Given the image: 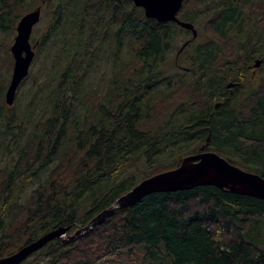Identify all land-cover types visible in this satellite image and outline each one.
I'll return each mask as SVG.
<instances>
[{
    "label": "trees",
    "instance_id": "1",
    "mask_svg": "<svg viewBox=\"0 0 264 264\" xmlns=\"http://www.w3.org/2000/svg\"><path fill=\"white\" fill-rule=\"evenodd\" d=\"M37 6L42 67L8 107L7 41ZM177 18L195 39L129 0H0V259L58 227L72 234L201 151L264 178V0H184ZM180 34L190 36L177 58L186 67L167 75ZM263 225V200L212 186L152 193L21 264H264Z\"/></svg>",
    "mask_w": 264,
    "mask_h": 264
},
{
    "label": "water",
    "instance_id": "2",
    "mask_svg": "<svg viewBox=\"0 0 264 264\" xmlns=\"http://www.w3.org/2000/svg\"><path fill=\"white\" fill-rule=\"evenodd\" d=\"M129 1L135 7L141 8L145 17L160 23L174 22L179 27L190 31L192 39L197 37V32L192 24L177 18V13L184 0ZM40 16L41 6H37L21 16L15 27L16 36L9 48L13 60L12 74L4 94V101L8 107L14 103L19 85L28 75L35 49V46L30 43V35L34 25L39 22ZM260 65L261 60L257 59L254 61L253 67L256 69ZM236 85L229 83L226 87L233 88ZM208 141L209 137H207ZM200 186H212L233 194L264 201V178L255 173L241 170L215 152L201 151L183 158L180 165L175 169L141 180L128 192L118 197L108 208L99 212L85 226L78 228L72 234L68 233L69 227H58L24 245L15 253L1 258L0 264H21L54 239H59L62 244L75 242L80 237L90 233L95 226L104 223L115 211L131 207L149 194L184 191Z\"/></svg>",
    "mask_w": 264,
    "mask_h": 264
},
{
    "label": "rangeland",
    "instance_id": "3",
    "mask_svg": "<svg viewBox=\"0 0 264 264\" xmlns=\"http://www.w3.org/2000/svg\"><path fill=\"white\" fill-rule=\"evenodd\" d=\"M33 10V9H32ZM31 11V10H30ZM29 12V11H28ZM27 12H25L24 14H26ZM24 14H22L21 16H23ZM20 16V17H21ZM19 17V19H20ZM18 19V20H19ZM46 21H47V17L44 15V12L42 10V7H41V16H40V20L39 22L34 25V27L32 28V32H31V35H30V43L32 46H36L35 43H33L32 41V38L35 37L36 39L39 37V33H44L45 32V24H46ZM18 22V21H17ZM17 23L15 24V27H16ZM198 29L200 28L201 26V22L197 25ZM15 27H14V33L11 35V37L8 39L7 41V49L9 50L10 46L12 45L13 43V39L14 37L16 36V31H15ZM190 39V36L189 35H183V34H180L176 39L175 41L173 42V47L172 49L167 53V56H166V61L165 63L162 65V68L163 70L166 72L167 75H172L173 73H176V72H180L181 70H183V68L186 67V62L184 60H182V57L180 59H177L178 58V55L180 56L181 55V52H178L179 51V48L181 47V45L184 43V41ZM50 55L49 57L46 59V71L43 73V76H47V71L48 69L50 68V66L52 65V63L54 62V50L52 51V49H50ZM10 53V51H9ZM180 53V54H179ZM11 56V54H10ZM34 56H35V52H34ZM182 56V55H181ZM12 59V57H11ZM34 59V57H33ZM44 60L42 58V56H39V58L37 59V61L35 63H33V60L31 62V65H30V68L32 67V69L34 70V72H36L39 68L42 67V63L41 61ZM33 64V65H32ZM254 64V63H253ZM252 64V66H253ZM252 66L249 67V70H248V74L247 75H255L258 71L254 70L255 68H252ZM12 67H13V60H12ZM12 67H11V70L9 71V74H8V80H7V83L6 85L8 86V83L10 81V77H11V74H12ZM29 68V70H30ZM51 71V69H50ZM50 71L48 72V75L50 74ZM29 74V72H28ZM28 76V75H27ZM6 86V88H7ZM30 87V80L26 81L25 84L23 86H21L20 88H18L17 92L18 93L20 90H25L27 91ZM6 90V89H5ZM35 91V89L32 90V92ZM4 94H5V91H4ZM17 95V94H16ZM27 98H30V95H28ZM25 103L24 100H22V103ZM3 127H4V123L3 122H0V130L3 131ZM9 139V138H8ZM9 158V161L11 160L12 157L8 156ZM6 159V158H5ZM4 158L0 157V166L4 165V162L5 161ZM239 168V167H238ZM242 170V169H241ZM248 172V171H247ZM33 190V188L29 189L28 191H26V194L25 196H27L31 191ZM30 191V192H29ZM264 228V225L262 226V229ZM33 260V258H30L29 259V263H31Z\"/></svg>",
    "mask_w": 264,
    "mask_h": 264
}]
</instances>
